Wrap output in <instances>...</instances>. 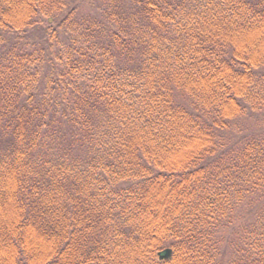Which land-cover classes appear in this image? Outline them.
Here are the masks:
<instances>
[{
    "label": "trees",
    "instance_id": "obj_1",
    "mask_svg": "<svg viewBox=\"0 0 264 264\" xmlns=\"http://www.w3.org/2000/svg\"><path fill=\"white\" fill-rule=\"evenodd\" d=\"M0 264H264V0H0Z\"/></svg>",
    "mask_w": 264,
    "mask_h": 264
},
{
    "label": "water",
    "instance_id": "obj_2",
    "mask_svg": "<svg viewBox=\"0 0 264 264\" xmlns=\"http://www.w3.org/2000/svg\"><path fill=\"white\" fill-rule=\"evenodd\" d=\"M172 254V250L167 248V249H163L159 252V257L160 258H168L170 257Z\"/></svg>",
    "mask_w": 264,
    "mask_h": 264
}]
</instances>
